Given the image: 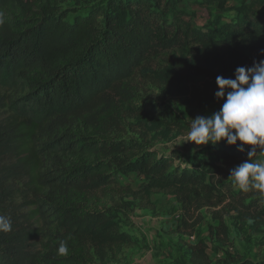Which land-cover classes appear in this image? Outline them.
<instances>
[{
	"label": "trees",
	"instance_id": "1",
	"mask_svg": "<svg viewBox=\"0 0 264 264\" xmlns=\"http://www.w3.org/2000/svg\"><path fill=\"white\" fill-rule=\"evenodd\" d=\"M182 1L104 0L57 9L46 0L34 11L23 0H0V85L24 93L22 109L11 107L0 120V215L12 222L11 231L0 232V264H95L92 250L130 243L115 220L117 208H89L96 191L117 183L118 172L141 176L139 192L178 195L183 209L224 204L246 219H264V193L241 191L230 176L259 157V150L248 157L252 146L241 152L240 141H221L158 151L110 137L122 103L133 104L131 79L149 58L176 48L224 50L229 78L237 67L252 66L241 57L247 44L260 51L257 62L264 59L262 18L228 20L216 36L207 24L168 19ZM262 5L250 0L248 9ZM61 241L66 256L57 251ZM188 248L190 262L210 263L205 244Z\"/></svg>",
	"mask_w": 264,
	"mask_h": 264
},
{
	"label": "rangeland",
	"instance_id": "2",
	"mask_svg": "<svg viewBox=\"0 0 264 264\" xmlns=\"http://www.w3.org/2000/svg\"><path fill=\"white\" fill-rule=\"evenodd\" d=\"M23 1L34 11L46 4V0ZM102 1L50 3L57 9H66ZM249 3L250 0H183L167 17L178 15L181 22L197 27L207 24L209 30L220 36L217 29L228 20L245 16L264 21V5L251 12ZM262 43L260 50L264 52ZM246 47L241 57L253 64L260 51L250 44ZM228 65L225 51L215 49L176 48L149 58L131 79L133 104L122 103L121 120L111 129L110 137L158 151L200 149L204 145L184 141L190 122L197 116L207 117L219 111L224 100L214 96L218 90L215 80L217 76L229 78ZM23 95L17 88L0 85V97L4 99L0 120L10 114L11 107L22 109L19 103ZM257 159H264V152L260 151ZM116 176L117 183L92 195L89 208H117L115 220L119 228L129 232L132 241L120 247L92 250L95 264H193L188 246L197 242L205 244L209 264L228 257L264 259L263 218L246 219L224 204L183 209L179 196L170 191L139 192L143 178L135 171L118 172Z\"/></svg>",
	"mask_w": 264,
	"mask_h": 264
},
{
	"label": "clouds",
	"instance_id": "3",
	"mask_svg": "<svg viewBox=\"0 0 264 264\" xmlns=\"http://www.w3.org/2000/svg\"><path fill=\"white\" fill-rule=\"evenodd\" d=\"M4 22L0 13V25ZM215 83L218 90L214 96L224 100L222 106L210 116L191 119L184 141L197 146L216 145L221 141L237 145L240 141L237 149L241 152L244 145L252 146L248 157L258 150L264 152V59L253 61L250 67H237L234 78L217 76ZM230 176L241 191L254 189L264 193V159H247L231 169ZM11 228V219L0 215V232H9ZM57 251L59 255H68L67 242L61 241Z\"/></svg>",
	"mask_w": 264,
	"mask_h": 264
}]
</instances>
